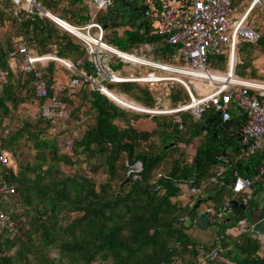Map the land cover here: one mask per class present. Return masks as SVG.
<instances>
[{
    "label": "trees",
    "instance_id": "trees-1",
    "mask_svg": "<svg viewBox=\"0 0 264 264\" xmlns=\"http://www.w3.org/2000/svg\"><path fill=\"white\" fill-rule=\"evenodd\" d=\"M38 1L73 24L89 20L86 0ZM16 8L14 0H0V152L7 149L18 162L13 169L0 161V179L16 185V192L1 195L0 201L18 223L15 236L0 228V264H230L208 258L217 247L224 248L233 264H264L255 236L247 230L229 232L245 219L244 209L253 201L244 206L243 195L233 192L234 173L264 178L258 164L264 161V150L239 160L241 139L232 151L227 146L240 135L236 130L221 133L213 126L219 119L214 110L199 122L182 113L181 128L175 115L121 107L112 97L120 93L107 85L105 91L115 101L86 81L79 89L72 88L71 80L79 75L66 66L70 82L59 90L56 61L43 68V78L51 94L71 109L70 118L61 122L23 112L25 105L42 100L34 74L20 69L23 55H12L18 46L15 37L24 36L41 54L54 52L56 45L58 55L79 69L90 71L91 65L81 40L37 11L16 14ZM152 24L144 22L126 32L123 47L111 39L112 33L105 39L129 52L144 42L161 44L163 38ZM172 48L167 42L157 47L166 57ZM257 49L264 52V37L258 44H240L239 75L245 77ZM121 83L139 102L155 105L157 87ZM177 89L172 91L174 105L182 93L189 97L183 85ZM75 122L78 126L73 127ZM201 136L206 138L195 145L194 138ZM223 155L228 162L217 158ZM128 158L144 162L141 181H127ZM250 163L255 169L247 171ZM221 164L228 166L224 185L211 181ZM160 172L162 177L156 180ZM191 186L200 188V194L184 196ZM227 197L232 198L230 214L224 213ZM204 201L216 211L206 226L199 222ZM191 212L193 220L187 225Z\"/></svg>",
    "mask_w": 264,
    "mask_h": 264
},
{
    "label": "built area",
    "instance_id": "built-area-1",
    "mask_svg": "<svg viewBox=\"0 0 264 264\" xmlns=\"http://www.w3.org/2000/svg\"><path fill=\"white\" fill-rule=\"evenodd\" d=\"M14 1L17 4L16 14L24 10L28 15L37 11L39 15L52 19L60 29L81 40L92 68L91 72L74 71V64L58 55L56 45L54 52L41 54L28 44L24 36L14 38L18 46L12 55H23L20 69L34 74L36 78L37 96L42 100L40 115L43 118L64 122L71 115V109L57 94H51L47 81L43 78V68L51 61H57L79 75L71 80L72 88H77L86 81L92 89L106 94L107 86L100 79L110 83L140 82L157 87L155 106L140 104L139 107H133L119 104L141 113L175 115L181 128L184 126L182 113H190L196 121H201L207 112L214 110L222 121L230 122L233 118L231 106H236L246 115V121L237 131L241 139L238 159H248L264 148V80L245 78L237 73V66L242 63L239 56L240 44H258L264 37V29L256 28L250 22L253 12L264 5V0H243L239 3H236L238 0H141L144 13L156 23L157 33L164 41L174 46L178 63L154 60L127 52L105 40L106 28L98 20V15L108 12L117 0H86L93 9L89 20L83 25L73 24L45 7L41 8L38 0ZM224 55L228 56L227 70L213 68L211 57ZM120 62L129 63L134 67L149 66L154 70L124 75L120 69H114L112 66ZM178 83L187 89L189 99L180 100L175 106L163 105V100L171 97L172 88ZM217 158L228 162L224 155ZM0 161L13 169L18 167L13 154L7 149L0 152ZM125 165L130 179H143L145 165L141 159L128 158ZM227 171L226 164L219 165L211 178L212 183L224 185L223 177ZM260 172L264 173V161L260 165ZM234 176L233 192L242 194L241 203L247 206L253 198L254 180L238 172H235ZM161 177L162 172L158 173L156 180ZM187 191L188 195H199L201 189L191 186ZM15 192V184L0 179V197ZM231 200L232 198L227 197L225 214L233 211ZM202 213L211 218L216 211L207 205ZM244 223L246 219L240 221V224ZM0 228L9 230L13 236L18 233L17 221L3 208L1 201ZM207 256L210 260L233 264L224 255L223 247L213 249Z\"/></svg>",
    "mask_w": 264,
    "mask_h": 264
},
{
    "label": "crops",
    "instance_id": "crops-1",
    "mask_svg": "<svg viewBox=\"0 0 264 264\" xmlns=\"http://www.w3.org/2000/svg\"><path fill=\"white\" fill-rule=\"evenodd\" d=\"M241 1H243V0H238L236 3H239ZM247 1H249V0H247ZM141 2H142L141 0H117L114 7H112L108 12H101L98 15V20L100 22H102L104 24V26L107 25V27H105L106 33L114 34V33L121 31V33L126 37V35H125L126 32L133 31L134 29L139 28V25L141 23H144V22H151V24L153 23L152 25L156 27V23L144 13L143 5ZM125 7H128L131 10L141 11L142 16H144L146 19L145 20L142 19L139 22L138 21V15H136V16L132 17V19L129 21V23L125 24V22L122 21V19H121L122 15L120 14L121 9H123ZM262 7H264V5ZM259 8H261V7H259ZM257 9L254 11L253 15L250 17V22L253 23L256 28L264 29V13L262 14L261 17H259V15H257V13H255L257 11ZM102 15H104V16H102ZM144 30H145V28L143 27L142 32ZM105 40L109 43L115 44L111 41H108L107 39H105ZM164 42L166 43V41L163 40V42L161 44L159 43L157 45L154 43H151V42H144L132 52L139 54L141 56H145V57L150 58V59H154V60H160V61L171 62V63H178L179 60H178L175 52L173 55L170 52L173 49L175 50L173 45H171V46H173V48L171 50L169 49L170 51L168 52L170 57H168V56L166 57V55H163V50L157 49V47L163 46ZM115 45H117V44H115ZM124 51H126V50H124ZM136 51H138L139 53H137ZM146 51H148L149 54H145ZM127 52H129V51H127ZM239 56H240V52H239ZM87 57H88V54H87ZM257 58H259V57H256L255 63H257V61H256ZM68 60H70L74 64V66H76V64L71 59H68ZM262 62H264V59H262L261 63ZM58 63H60V62H58ZM120 63H122L121 65H124L125 67H127V71H128L127 73H125V71L122 68H118V69H120V71L124 75L130 74L131 72H136V73L147 72V71H151L148 68H152L149 66L134 67L129 63H124V62H120ZM61 64L64 65L63 63H61ZM227 65H228V56H227ZM78 70H86V69H79L78 68ZM86 71H88V70H86ZM91 71H92V68L89 72H91ZM245 78H247V77H245ZM255 79H260V78H255ZM138 83H140V82H138ZM141 84L147 85V83H141ZM117 92H119V91H117ZM157 93H158V91H157ZM157 93L155 95V100H156L155 105L157 104V99H156V96L158 95ZM123 95L130 97L128 94H125V93ZM130 98L133 101L137 102L138 104H143V103L139 102L138 100L136 101V99L134 97H130ZM116 103L118 104V102H116ZM162 104L165 106H175L172 95H171V97L164 99ZM143 105H145V104H143ZM146 106H148V105H146ZM40 107L41 106L39 104V109H40ZM234 107H236V106H234ZM238 109L240 110L239 113L234 114L232 120L229 122L228 127L225 128L223 131L227 130L230 134H233L234 130H236V132H237L238 129L244 124V122L246 120V115L242 109H240V108H238ZM137 113H141V112H137ZM223 131H220V132L222 133ZM231 137L232 136H228L229 140L232 139ZM262 150H264V148L261 149V151ZM249 162H246V164H248ZM258 164H260V163L258 162ZM254 169H255L254 165H252L251 163H250V165L247 166V171H251ZM259 169H260V167H259ZM254 181L257 182V185H255L253 190H252L253 191V201H252L250 207H247L244 209L246 211V217H245L246 223L239 224V226L236 228H230L229 232L237 233L238 230L249 231L253 236H255L259 240V242L262 245L261 253H264V178L256 177L254 179ZM261 182H263V184H261V186H259ZM187 190H188V188L186 187L184 196L188 195ZM206 206L207 205H205L204 208Z\"/></svg>",
    "mask_w": 264,
    "mask_h": 264
},
{
    "label": "rangeland",
    "instance_id": "rangeland-1",
    "mask_svg": "<svg viewBox=\"0 0 264 264\" xmlns=\"http://www.w3.org/2000/svg\"><path fill=\"white\" fill-rule=\"evenodd\" d=\"M90 6V12L92 11V6ZM142 12L141 11H137V10H131L129 9L128 7H125L123 9H121L120 11V14L122 15L121 16V19L123 22L126 23H129V21L132 19V17L138 15V21L140 22L142 19L145 20L146 18L144 16H142L141 14ZM254 13V12H253ZM257 13V15H259V17L262 16V14L264 13V7H261V8H258L257 11L255 12ZM253 19V18H252ZM252 25H254L252 23ZM255 26V25H254ZM120 32V33H119ZM117 33H114L111 35V39L116 42L117 44L120 43V46H124V44L126 43L127 39L126 37L121 33V31H119ZM118 34V36L116 35ZM137 53H139L138 51H136ZM145 54H149L148 51L145 52ZM256 57H259L257 58V63H255V59ZM255 59L253 61V64L252 66L248 67L247 69V72H245V77L247 78H253L255 75L257 77H264V62L261 63L262 59H264V53L262 52L261 49H257L256 52H255ZM211 60L213 62L212 64V67L215 68V69H220V70H227L228 68V65H227V55H224V56H212L211 57ZM122 63H118V64H112L113 68L114 69H118V68H122L125 73H127V67H125L124 65H121ZM242 64V63H241ZM128 66V65H127ZM58 84H57V87L59 90H61L64 86H66L67 84H69L70 82V77H71V73L66 69V67L64 65H62L61 63L59 64L58 66ZM124 67V68H123ZM240 68L243 69V67L241 66ZM239 68V70H240ZM149 70H153L152 68H148ZM260 78V79H262ZM100 81H102L105 85L109 86V87H112L113 90L115 91H119V93L121 94H128L130 97H133L134 96V91L133 92H130L127 90L126 88V84L124 83H113V84H110L108 82V80H105V79H100ZM180 84H175L173 86V89L172 91H174L175 93L177 92V88H180ZM78 89L80 88V86L77 87ZM181 100L183 101H187L189 99V97L185 94V93H182L181 94ZM114 100V99H112ZM116 102V101H115ZM119 104V103H118ZM120 105V104H119ZM122 107V106H121ZM124 108V107H123ZM126 109V108H125ZM128 110V109H127ZM231 113L233 114H236V113H239V109L237 107H234V106H231ZM133 112H136L134 110H131ZM23 112H27L28 114L30 115H33V116H38L40 114V109H39V104L38 103H29L27 105H25L23 107ZM193 121V120H192ZM196 121V120H195ZM199 122V121H198ZM196 123L193 124V126L195 125ZM73 127H76L78 126V124L75 122L74 125L72 124ZM194 128V127H193ZM206 137L205 136H201V137H195L194 138V143L195 145L197 143H199L200 141H203ZM240 142V138L239 137H235L233 139V142L232 143H229L227 148H228V152L232 151L233 149H235L237 147V144ZM263 144H264V141H263ZM195 145L194 146H190L191 148L190 149V152L193 153L195 151ZM15 158V157H14ZM16 159V158H15ZM17 161V160H16ZM18 164V162H17ZM261 184H263V182L260 183L259 186H261ZM206 202L204 201L202 203V206H201V209L204 208ZM212 229L214 231L217 230V227L213 228Z\"/></svg>",
    "mask_w": 264,
    "mask_h": 264
},
{
    "label": "water",
    "instance_id": "water-1",
    "mask_svg": "<svg viewBox=\"0 0 264 264\" xmlns=\"http://www.w3.org/2000/svg\"><path fill=\"white\" fill-rule=\"evenodd\" d=\"M39 6H40L41 8H44L40 3H39ZM105 27H107V25H106ZM73 70H74V71H79L78 68H77V66H74V67H73ZM106 95H107L109 98H111V97L107 94V92H106ZM111 99H112V98H111ZM228 125H229V122H224V121H222L220 118H219V119L213 124V126H215V127H216L217 129H219L220 131H223L225 128L228 127ZM216 134H217V132L215 131V135H216ZM259 163L262 164L263 161L260 160ZM127 181H130V178H128ZM201 202H202V200H199V203H201ZM209 219H210V216H209L208 214H206V213H202V214H200V216H199V222H200L203 226H206L207 221H208ZM192 220H193V212L189 213V215H188V217H187V219H186V224H187V225H190V224L192 223Z\"/></svg>",
    "mask_w": 264,
    "mask_h": 264
},
{
    "label": "bare ground",
    "instance_id": "bare-ground-1",
    "mask_svg": "<svg viewBox=\"0 0 264 264\" xmlns=\"http://www.w3.org/2000/svg\"><path fill=\"white\" fill-rule=\"evenodd\" d=\"M198 84H200V82H198ZM112 97L115 98L118 103L127 104V105H130V106H133V107L141 106L137 102L133 101L132 99L126 97L125 95H123L121 93L117 97L115 95H112Z\"/></svg>",
    "mask_w": 264,
    "mask_h": 264
}]
</instances>
